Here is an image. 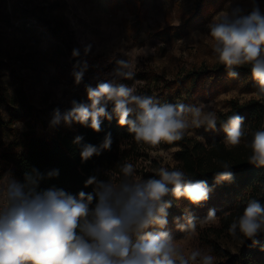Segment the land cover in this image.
<instances>
[{
    "label": "clouds",
    "instance_id": "obj_1",
    "mask_svg": "<svg viewBox=\"0 0 264 264\" xmlns=\"http://www.w3.org/2000/svg\"><path fill=\"white\" fill-rule=\"evenodd\" d=\"M207 28L212 51L228 76L236 78V68L249 67L257 100L264 99V11L258 0H247V6L228 0L226 9L214 15ZM96 44L95 52L92 43L72 50L75 84L82 82L90 68L111 64L112 69L101 72L103 78L95 87L86 86L87 103L72 100L70 110L63 114L55 109L51 126L63 121L69 127L78 123L100 132L102 121L115 117L138 144L153 149L182 140L192 128L216 129L218 118L209 105H159L155 96L139 94L135 79L138 59L129 58L126 42ZM104 49L110 50L102 62L90 64L89 57ZM153 52L145 45L138 55L146 58ZM129 80L131 85L124 83ZM222 128L227 146L242 143L244 117L233 114L222 122ZM81 140L77 136L73 142ZM111 143L109 133L98 147L84 144L81 161L100 155ZM245 146L250 150L248 163L264 168V129L255 131ZM230 167L226 162L221 164L217 183L232 181ZM154 172L153 178L144 179L136 175L133 164L124 163L117 178L91 176L84 186H93V191L81 190L76 195L56 187L40 188L42 180L59 176L58 169L45 174L33 168L24 173L23 182L11 170L0 173V264H214L215 257L199 249L186 254L165 230L171 207L168 197L185 198L198 206L209 199L212 188L177 168L160 166ZM216 217L214 209L202 219L186 212L176 218V227L194 233L198 221H215ZM149 228L152 230L146 231ZM228 232L234 239L242 236L256 244L264 233V203L250 199Z\"/></svg>",
    "mask_w": 264,
    "mask_h": 264
},
{
    "label": "rangeland",
    "instance_id": "obj_2",
    "mask_svg": "<svg viewBox=\"0 0 264 264\" xmlns=\"http://www.w3.org/2000/svg\"><path fill=\"white\" fill-rule=\"evenodd\" d=\"M198 2L199 0H146L145 12L139 14L136 0H0L1 92L6 100V103H0V114L6 121L9 119V103L16 98L18 90L26 93L34 108L32 117L11 127L0 123V142L3 144L0 147V173L9 170L14 173V167L1 159L5 148L22 134L34 129L38 135L50 137L56 128L77 131L76 123L69 127L61 121L53 127L50 121L55 109L59 108L63 114L71 108V101L77 96L75 90L92 83V68L85 73L79 85L75 84L71 75L76 62L71 57L72 50L82 47V44L92 43L95 52L98 47L96 42H126L129 58L138 59L135 79L138 81L139 94L147 95L152 92L154 96L165 93L166 96L178 97L176 81L179 78H184L193 70H213L221 65L212 51L210 38L206 37L207 25L214 15L226 9L228 0H221L222 8L219 11H211L196 27L188 28L184 24L185 17L196 7H200ZM233 2L247 6V0ZM258 3L264 11V0H258ZM37 7L49 8V11L36 13ZM54 30H59L66 40L64 44L67 49L62 51L63 56H60L61 49L59 41L54 37ZM145 45L154 49L153 54L146 58L138 55L140 48ZM109 50L104 49L100 55L90 56V64L102 62V56ZM112 67L109 64L102 69L110 71ZM98 81L94 83L97 84ZM216 81L218 77L206 76L201 85V92L205 95L198 97L196 101L181 99L178 103L209 105V110L216 112L217 121L222 114L231 110L232 101L240 104H264V99L257 100L256 90L249 89L240 76H224L219 80L221 85L214 89ZM124 83L131 85L133 81ZM167 83L176 87L167 88ZM181 93L182 96L187 95L184 89ZM186 136L209 144L214 140L224 142L225 133L223 128L207 130L201 127L189 129ZM179 149L176 146L168 147L166 143L155 149L147 146L144 150L146 157L140 158L134 165L136 175L144 178L145 171L160 166L177 168L180 163L177 156ZM154 152L155 155L152 154ZM193 216L197 219L206 217ZM218 227L220 217L217 215L215 221H198L194 233L180 231L172 221L168 222L165 230L170 232L176 239L177 246L186 254L199 249L213 255L214 264H220L222 260L213 247L215 243L225 252L235 255L248 239L242 236L234 239L229 233H225L220 239L216 238L210 230ZM149 230L152 229H146ZM207 239L215 243L209 244Z\"/></svg>",
    "mask_w": 264,
    "mask_h": 264
},
{
    "label": "trees",
    "instance_id": "obj_3",
    "mask_svg": "<svg viewBox=\"0 0 264 264\" xmlns=\"http://www.w3.org/2000/svg\"><path fill=\"white\" fill-rule=\"evenodd\" d=\"M221 0H199L198 5L192 13L185 17L184 24L186 27L194 28L206 17L211 11H219L222 6ZM146 0H136L138 13L145 12ZM39 12L46 13L49 8L37 7ZM37 18V15H34ZM54 37L59 41L60 56L66 50V42L63 34L59 30H54ZM1 70L0 63V103H6L5 96L1 89ZM238 76L242 77L247 87L256 90L255 81L251 78L250 68L242 66L236 68ZM213 75L218 77V81L214 83V89L221 85L220 79L227 76V70L223 65L217 66L213 70H193L186 74L184 78L177 80L178 97L166 96L160 93L156 97L159 105L176 104L179 100L184 101L197 100L204 94L201 85L206 76ZM91 77V76H90ZM92 78V77H91ZM143 78V77H142ZM147 79V78H143ZM91 86L96 85L91 79ZM87 84L75 90L77 102L87 103L86 94ZM176 87L174 84H168L167 88ZM180 87V88H179ZM184 89L187 95L182 96L181 90ZM147 95L154 96L153 93ZM197 97V98H196ZM231 110L222 114L217 121L218 128H222V122L233 114L244 117L245 136L242 143L237 147H229L224 142L214 140L209 144H203L186 135L180 141L167 144L168 147H179L177 169L183 170L186 175L193 181H205L212 191L209 199L201 205H193L187 199L179 200L172 197L167 199L171 203V207L167 209V220L176 224V218H182L185 213L192 215L206 216L210 209H214L220 217V227L210 230L216 238H221L228 232V228L233 219L239 216L247 202L250 199H259L264 203V168H257L248 163L250 150L245 146V142L250 141L252 134L261 130L264 125V104L248 103L240 104L236 101L231 102ZM11 114L6 121L0 114V123L2 126L11 127L15 123L24 121L27 117H32L33 106L30 98L23 90L16 91V98L9 103ZM109 105V110L111 109ZM70 110V108H69ZM77 131H65L56 128L55 133L50 137L38 135L33 129L29 133H24L13 143L9 144L2 155V160L8 161L14 167V176L20 182H23L25 172L31 171L33 168L38 169L41 173H47L51 170L58 169L59 176L54 178H46L41 181L40 188L47 189L56 187L66 192L76 195L81 190L90 193L93 186L85 187V181L91 176H97L99 179H107V174L113 178L119 175L120 166L124 163L135 165L140 158L146 157L144 150L147 146L138 144L134 136L130 134L127 126H119L117 119L114 117L111 121L104 119L101 124V131L95 132L90 127H86L76 123ZM111 134V146L108 150H103L100 155H93L87 161L82 162L80 152L84 144L99 146L107 134ZM77 136L82 137L79 144L73 141ZM0 142V147L2 146ZM145 155V156H144ZM228 163L230 171L233 173L231 182L216 181V172L221 171V164ZM156 168H152L144 172V179L153 178ZM158 178V177H156ZM95 203V201H94ZM183 223V220L180 221ZM258 242L253 244L248 240L239 251L238 254L225 252L215 242L208 240L207 243L214 244L215 253L222 260L220 264H264V233L257 237Z\"/></svg>",
    "mask_w": 264,
    "mask_h": 264
},
{
    "label": "built area",
    "instance_id": "obj_4",
    "mask_svg": "<svg viewBox=\"0 0 264 264\" xmlns=\"http://www.w3.org/2000/svg\"><path fill=\"white\" fill-rule=\"evenodd\" d=\"M97 62H94V64ZM101 72H109V71H103L102 67L100 69H93V73L94 75L91 76L92 80L97 81V80H101L103 77L101 76ZM16 178V177H15Z\"/></svg>",
    "mask_w": 264,
    "mask_h": 264
},
{
    "label": "crops",
    "instance_id": "obj_5",
    "mask_svg": "<svg viewBox=\"0 0 264 264\" xmlns=\"http://www.w3.org/2000/svg\"><path fill=\"white\" fill-rule=\"evenodd\" d=\"M1 161H2V159H1Z\"/></svg>",
    "mask_w": 264,
    "mask_h": 264
}]
</instances>
